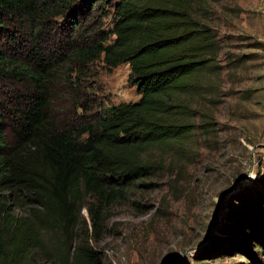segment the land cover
Returning a JSON list of instances; mask_svg holds the SVG:
<instances>
[{"label":"trees","instance_id":"1","mask_svg":"<svg viewBox=\"0 0 264 264\" xmlns=\"http://www.w3.org/2000/svg\"><path fill=\"white\" fill-rule=\"evenodd\" d=\"M205 3L0 0V264H100L90 240L106 209L161 168L152 149L192 133L181 96L218 53ZM94 64H128L138 102L90 95L81 84ZM255 182L231 245L264 264V178Z\"/></svg>","mask_w":264,"mask_h":264},{"label":"rangeland","instance_id":"2","mask_svg":"<svg viewBox=\"0 0 264 264\" xmlns=\"http://www.w3.org/2000/svg\"><path fill=\"white\" fill-rule=\"evenodd\" d=\"M205 6L200 18L210 25L218 53L200 72L196 92L181 96L192 133L152 149L161 168L106 209L90 240L100 264L251 263L231 242L246 223L236 220L240 213L246 218L243 195L247 188L260 191L255 180L264 178V0H207ZM93 69L81 85L97 101L138 102L128 64ZM64 101L56 100L59 109L67 107ZM89 203L90 197L81 201V218ZM217 236L222 240L214 249Z\"/></svg>","mask_w":264,"mask_h":264},{"label":"water","instance_id":"3","mask_svg":"<svg viewBox=\"0 0 264 264\" xmlns=\"http://www.w3.org/2000/svg\"><path fill=\"white\" fill-rule=\"evenodd\" d=\"M246 175H247V173L244 172L243 175H242V177H241V180H240L239 184H242L243 183Z\"/></svg>","mask_w":264,"mask_h":264},{"label":"bare ground","instance_id":"4","mask_svg":"<svg viewBox=\"0 0 264 264\" xmlns=\"http://www.w3.org/2000/svg\"><path fill=\"white\" fill-rule=\"evenodd\" d=\"M247 176H248V175H246V177H247ZM246 177H245V178H246Z\"/></svg>","mask_w":264,"mask_h":264}]
</instances>
